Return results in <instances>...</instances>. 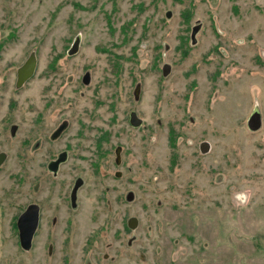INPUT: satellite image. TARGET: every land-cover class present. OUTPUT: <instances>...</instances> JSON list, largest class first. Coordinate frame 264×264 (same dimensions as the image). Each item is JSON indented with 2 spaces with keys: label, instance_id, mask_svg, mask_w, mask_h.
Instances as JSON below:
<instances>
[{
  "label": "rangeland",
  "instance_id": "374dc122",
  "mask_svg": "<svg viewBox=\"0 0 264 264\" xmlns=\"http://www.w3.org/2000/svg\"><path fill=\"white\" fill-rule=\"evenodd\" d=\"M30 53L37 71L0 100L1 115L6 107L29 138L65 121L57 177L84 185L70 211L56 182L30 252L19 253L10 159L0 264H64L67 235L71 264H264V0H0V58L16 66Z\"/></svg>",
  "mask_w": 264,
  "mask_h": 264
},
{
  "label": "flooded vegetation",
  "instance_id": "af4514ba",
  "mask_svg": "<svg viewBox=\"0 0 264 264\" xmlns=\"http://www.w3.org/2000/svg\"><path fill=\"white\" fill-rule=\"evenodd\" d=\"M31 54V53H30ZM34 54V53H33ZM35 56V55H34ZM29 57V56H28ZM27 57V58H28ZM27 58L20 63L19 65H14L13 62L3 63L2 59L0 58V100L4 98V96L9 92L12 91L14 94L20 91L21 87L24 86L25 83L34 75L37 71V63L35 59V67L33 74L30 78H28L25 82L21 85H18L17 80V72L18 69L26 62ZM47 72L46 75L54 74V68L49 64L46 67ZM113 73L115 74V68H111ZM41 75H45V70L43 69L40 73ZM45 75V76H46ZM89 81V74L87 75ZM82 82V79H81ZM83 83V82H82ZM84 85H88L84 84ZM49 91V90H48ZM13 101L11 100L10 103ZM50 106H43L41 111H35V123L36 127L44 123L45 120V112L48 110ZM1 107H0V115H1ZM52 109V107L50 108ZM54 110V108H53ZM50 110L47 113V118L53 119L54 111ZM11 112L6 111V107L4 108L2 115L0 116V176L5 174V166L7 162L12 159L14 165L12 164V168L15 169L11 171L9 178L11 181L9 191L11 195L10 197V204H13L14 200L18 201L19 204L15 207L20 208V212L17 214L15 218V226H16V219L17 217L29 206L34 205L37 207V227L32 236L30 248L28 250H24L21 248L18 239V231H17V239H18V246L20 248L19 253H28L30 252L34 239L36 238L38 231L43 223V219L46 214L47 206L49 205V200L51 198V193L53 191L54 185L56 182H59V190H62L65 186L67 187L66 190H63V193L58 191L59 197L61 198L62 204L66 206L67 209L76 210L79 206L78 198L79 192L84 185V181H82L81 177L76 175L72 179L65 178H58V174L60 172V167L63 163L68 160L69 155V145H65L66 149H62L61 151L55 152L54 143L57 139L64 133V131L68 128V124L65 121H61L57 126L53 127L52 129H48V131H41L40 128H37L33 135L29 138L28 133L27 136L24 137L23 135L20 136V128L18 124L13 121H10L9 114ZM128 123H129V116H128ZM45 124V123H44ZM130 125V123H129ZM132 127V126H131ZM134 128V127H133ZM136 128V127H135ZM32 134V133H31ZM109 136V135H108ZM107 137V136H105ZM29 139L31 142L29 144ZM15 142V143H14ZM43 144L47 145L45 147L44 153L42 156L44 157L43 162H40V150L42 149ZM205 144V143H204ZM206 145V144H205ZM119 153V162L116 163L117 152L115 153L114 150V162L116 165L120 163V147L117 149ZM117 177V176H116ZM30 186V199L25 198L26 203L23 204V195L24 191L23 188L25 185ZM47 188L46 194L41 197L42 190ZM1 192V191H0ZM2 199H8V195L5 193L0 195V211L3 209ZM54 211L52 212V214ZM51 214V215H52ZM51 224L54 225L57 221V214L51 216ZM70 219L67 220L69 222ZM128 221V220H127ZM128 229H130L127 225ZM137 226V225H136ZM136 228V227H135ZM134 228V229H135ZM133 230V229H130ZM69 236L67 235L64 240L63 246V262L64 264H71L72 260L70 258V239L68 240ZM130 241L128 240L127 244L130 245ZM49 244L47 246V252H45L46 258L50 259V254L52 252V245ZM88 244L86 243V246ZM86 252V251H84ZM3 253V252H1ZM6 256L2 259L5 260ZM23 264V263H22Z\"/></svg>",
  "mask_w": 264,
  "mask_h": 264
},
{
  "label": "water",
  "instance_id": "95a60500",
  "mask_svg": "<svg viewBox=\"0 0 264 264\" xmlns=\"http://www.w3.org/2000/svg\"><path fill=\"white\" fill-rule=\"evenodd\" d=\"M196 29H192L191 32V40L193 43V36ZM79 47V36L77 35L75 39L73 40L70 48L67 51V55H74L77 52V48ZM35 67V56L33 53L29 55L26 62L18 69L17 72V80L18 85H21L23 82H25L28 78H30L33 74ZM162 75L166 76L168 73V65L164 64L162 67ZM88 73H85L82 77L83 84L88 83ZM136 98V95H135ZM129 123L132 127H138L141 124V120L137 117V114L134 111H131L129 113ZM117 158L116 163L119 162V153L117 151ZM119 173H117V176ZM131 193H129L126 196L127 200H130ZM37 207L34 205H29L16 219V228L18 231V239L19 244L22 249L28 250L30 248V243L32 236L36 230L37 227ZM127 225L130 229H134L137 225V220L134 217H131L127 221Z\"/></svg>",
  "mask_w": 264,
  "mask_h": 264
},
{
  "label": "trees",
  "instance_id": "16d2710c",
  "mask_svg": "<svg viewBox=\"0 0 264 264\" xmlns=\"http://www.w3.org/2000/svg\"><path fill=\"white\" fill-rule=\"evenodd\" d=\"M171 134V133H170ZM175 137H173L172 135H169L168 136V140H169V144L172 148H174L175 146ZM13 227H14V230L16 231V226H15V219H14V222H13ZM127 228V227H126ZM17 232V231H16Z\"/></svg>",
  "mask_w": 264,
  "mask_h": 264
}]
</instances>
